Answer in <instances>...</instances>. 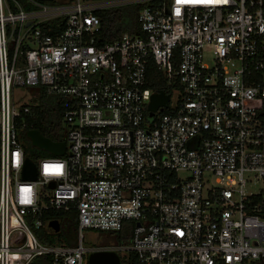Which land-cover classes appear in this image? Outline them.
Wrapping results in <instances>:
<instances>
[{
	"label": "built area",
	"instance_id": "1",
	"mask_svg": "<svg viewBox=\"0 0 264 264\" xmlns=\"http://www.w3.org/2000/svg\"><path fill=\"white\" fill-rule=\"evenodd\" d=\"M23 1L0 0V264H264V0ZM138 2L137 28L102 40L96 11ZM149 63L168 93L150 114ZM39 90L60 97L64 148L33 160ZM83 228L127 239L86 247Z\"/></svg>",
	"mask_w": 264,
	"mask_h": 264
},
{
	"label": "trees",
	"instance_id": "2",
	"mask_svg": "<svg viewBox=\"0 0 264 264\" xmlns=\"http://www.w3.org/2000/svg\"><path fill=\"white\" fill-rule=\"evenodd\" d=\"M21 1L25 8L30 7L23 0ZM142 4V2L128 3L97 10L100 22V38L102 40H110L116 37L122 30L134 31L137 28L136 13ZM146 75V85L151 89H167L158 72L154 70L152 63L148 64ZM32 99L34 100V103L31 105L32 116L29 117L32 121V126L37 128L41 134L51 139H63L62 132L57 130L60 117V97L46 94L39 90ZM27 145L30 147L36 146L25 136V146L27 147ZM27 152H29V157L34 160V155H31L33 151L28 150ZM63 223L74 226L68 218ZM113 237L119 242L126 241L127 239L126 233L121 230L113 231ZM125 258L129 260L130 264H138L133 253H130ZM119 263L121 264L120 260Z\"/></svg>",
	"mask_w": 264,
	"mask_h": 264
},
{
	"label": "rangeland",
	"instance_id": "3",
	"mask_svg": "<svg viewBox=\"0 0 264 264\" xmlns=\"http://www.w3.org/2000/svg\"><path fill=\"white\" fill-rule=\"evenodd\" d=\"M60 1H63V0H54V2H60ZM36 90H37L36 86H24L22 88H17L15 90L16 101H19V100L22 101L26 99L28 95L34 94ZM22 91L23 93L19 94ZM176 94H177L176 91L171 90V97H170L171 102L175 99ZM25 149L26 151L28 150L33 151L35 159L40 156L50 154V152L47 149L43 147H39V146L30 147L27 145V147L25 146ZM260 185H261L260 182L258 180H255L254 183L252 182L247 183L245 185V189L247 191L256 190ZM35 233H40L43 235V237H40V240L42 242L48 241V238L45 235L47 231H45L43 227H41L38 230H35ZM60 235L69 243H74L76 241V229L74 226L68 225L67 223H63L61 225ZM49 238L50 240L52 239V237L50 236ZM116 243H119V241L113 237V231L110 229H97V228H83L82 229V245L86 247L103 246V245H110V244H116ZM107 251L115 254L118 260L121 261V264H130L129 260L125 258L124 253L122 252L120 253L117 250H107ZM88 254L89 253L84 254V261H83L84 264H87Z\"/></svg>",
	"mask_w": 264,
	"mask_h": 264
},
{
	"label": "water",
	"instance_id": "4",
	"mask_svg": "<svg viewBox=\"0 0 264 264\" xmlns=\"http://www.w3.org/2000/svg\"><path fill=\"white\" fill-rule=\"evenodd\" d=\"M168 99V93L164 92L162 89L154 91L150 94L149 100L147 102V108L151 111L156 109L158 106L166 105ZM26 134L33 145L43 147L50 152L60 153L64 148L63 140H52L51 138L44 136L39 132L37 128H29L26 130ZM35 165L28 158H24L22 167V176L27 178L35 177ZM52 185V181L48 183ZM48 227L53 230H57V222L55 219L50 220ZM87 264H120L117 256L109 251L95 250L89 252L87 256Z\"/></svg>",
	"mask_w": 264,
	"mask_h": 264
}]
</instances>
